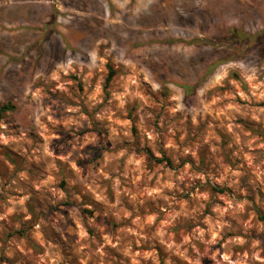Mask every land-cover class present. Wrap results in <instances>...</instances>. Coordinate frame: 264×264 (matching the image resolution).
<instances>
[{
	"label": "rangeland",
	"instance_id": "374dc122",
	"mask_svg": "<svg viewBox=\"0 0 264 264\" xmlns=\"http://www.w3.org/2000/svg\"><path fill=\"white\" fill-rule=\"evenodd\" d=\"M216 1L0 0V264H264V4Z\"/></svg>",
	"mask_w": 264,
	"mask_h": 264
},
{
	"label": "trees",
	"instance_id": "16d2710c",
	"mask_svg": "<svg viewBox=\"0 0 264 264\" xmlns=\"http://www.w3.org/2000/svg\"><path fill=\"white\" fill-rule=\"evenodd\" d=\"M112 77H113V71H111L110 75L107 78V84L110 83ZM12 109H14V106L12 104H5L1 107V111L12 110ZM159 161H166L169 166H173L171 159L167 156H164L163 158L159 159Z\"/></svg>",
	"mask_w": 264,
	"mask_h": 264
},
{
	"label": "bare ground",
	"instance_id": "6f19581e",
	"mask_svg": "<svg viewBox=\"0 0 264 264\" xmlns=\"http://www.w3.org/2000/svg\"><path fill=\"white\" fill-rule=\"evenodd\" d=\"M249 1V3H243V6L245 7H251V6H259V5H262V4H264V0H248ZM217 2V4H219V1L217 0L216 1ZM243 2H245V0L243 1ZM242 3V2H241ZM223 4V3H222ZM215 6V5H214ZM260 7V6H259ZM226 8H227V6L225 5L222 9H219L220 11H219V13L220 12H222L223 10H226ZM252 8V7H251ZM252 16V15H251ZM253 17V16H252ZM224 19H225V17H224ZM227 19V18H226ZM225 19V20H226ZM253 19V18H252Z\"/></svg>",
	"mask_w": 264,
	"mask_h": 264
}]
</instances>
